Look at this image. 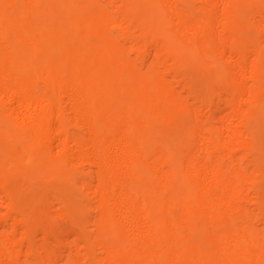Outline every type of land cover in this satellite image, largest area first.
<instances>
[{"label":"bare ground","instance_id":"obj_1","mask_svg":"<svg viewBox=\"0 0 264 264\" xmlns=\"http://www.w3.org/2000/svg\"><path fill=\"white\" fill-rule=\"evenodd\" d=\"M0 264H264V0H0Z\"/></svg>","mask_w":264,"mask_h":264}]
</instances>
